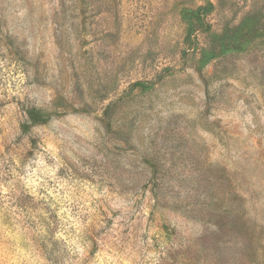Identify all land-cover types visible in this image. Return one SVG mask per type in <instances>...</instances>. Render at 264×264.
Listing matches in <instances>:
<instances>
[{"label": "rangeland", "instance_id": "obj_1", "mask_svg": "<svg viewBox=\"0 0 264 264\" xmlns=\"http://www.w3.org/2000/svg\"><path fill=\"white\" fill-rule=\"evenodd\" d=\"M0 19V264H264V0Z\"/></svg>", "mask_w": 264, "mask_h": 264}, {"label": "trees", "instance_id": "obj_2", "mask_svg": "<svg viewBox=\"0 0 264 264\" xmlns=\"http://www.w3.org/2000/svg\"><path fill=\"white\" fill-rule=\"evenodd\" d=\"M2 28V21L0 19V29ZM2 39H5L1 34H0V41ZM28 120H30L33 123H40L42 121L41 115L35 110V109H30L26 112ZM25 129H28V126H24Z\"/></svg>", "mask_w": 264, "mask_h": 264}]
</instances>
